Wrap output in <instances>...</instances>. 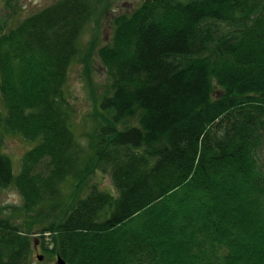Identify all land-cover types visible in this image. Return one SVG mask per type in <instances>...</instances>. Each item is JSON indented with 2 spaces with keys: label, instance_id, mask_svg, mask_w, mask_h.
<instances>
[{
  "label": "trees",
  "instance_id": "1",
  "mask_svg": "<svg viewBox=\"0 0 264 264\" xmlns=\"http://www.w3.org/2000/svg\"><path fill=\"white\" fill-rule=\"evenodd\" d=\"M95 12L57 0L0 21V192L23 199L0 208V264H32L39 241L68 264H264V0L115 15L84 146L67 83ZM5 133L33 143L18 172Z\"/></svg>",
  "mask_w": 264,
  "mask_h": 264
},
{
  "label": "rangeland",
  "instance_id": "2",
  "mask_svg": "<svg viewBox=\"0 0 264 264\" xmlns=\"http://www.w3.org/2000/svg\"><path fill=\"white\" fill-rule=\"evenodd\" d=\"M57 0H0V21L6 26L17 25L26 17L51 5ZM96 12L91 22L84 29L80 38L81 56L69 70L67 89L74 108L73 126L80 142L87 146L90 134L96 127V120L100 116L99 100L107 84V70L102 64L98 50L111 41L113 36L112 21L115 15L138 7L143 0H94ZM2 100L0 97V106ZM95 130V129H94ZM33 146L19 134L5 133L2 148L14 162L18 172L22 158ZM93 183H98L105 190L116 192L110 174L97 172ZM23 203L20 192L15 187L0 192V208L6 206H20ZM12 212L13 209H2ZM39 232L35 233L38 236ZM49 239V237H47ZM42 254L43 260L38 255ZM57 257L49 255L43 250L40 241L36 244L32 254V264H56Z\"/></svg>",
  "mask_w": 264,
  "mask_h": 264
},
{
  "label": "water",
  "instance_id": "3",
  "mask_svg": "<svg viewBox=\"0 0 264 264\" xmlns=\"http://www.w3.org/2000/svg\"><path fill=\"white\" fill-rule=\"evenodd\" d=\"M1 89H2V76H1V71H0V91ZM43 257L44 256L42 254L38 255L39 260H43ZM56 264H68V263L61 255H58L56 259Z\"/></svg>",
  "mask_w": 264,
  "mask_h": 264
}]
</instances>
